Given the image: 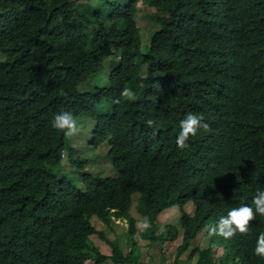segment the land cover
<instances>
[{
    "label": "trees",
    "instance_id": "1",
    "mask_svg": "<svg viewBox=\"0 0 264 264\" xmlns=\"http://www.w3.org/2000/svg\"><path fill=\"white\" fill-rule=\"evenodd\" d=\"M98 1L0 0V264H143L136 235L151 244L182 237L173 261L161 246L156 264H264L259 215L248 235L192 248L201 230L264 190V0H146L161 27L146 50L141 0ZM126 86L136 101L122 100ZM61 110L80 127L93 121L88 143L107 145L116 177L68 174L64 155L78 171L91 157L52 128ZM188 113L211 131L180 150ZM149 118L160 127L148 128ZM132 208L150 229H138ZM174 208L179 223L159 232V216ZM94 219L108 228L126 220L129 251Z\"/></svg>",
    "mask_w": 264,
    "mask_h": 264
},
{
    "label": "rangeland",
    "instance_id": "2",
    "mask_svg": "<svg viewBox=\"0 0 264 264\" xmlns=\"http://www.w3.org/2000/svg\"><path fill=\"white\" fill-rule=\"evenodd\" d=\"M94 2L93 4L99 3L98 0H91ZM97 1V2H96ZM138 13L136 15V20L138 23V26L141 28V35H142V46L143 49L146 50L148 49L149 43H150V37L153 33L157 32L160 30V26L156 24L153 21L152 15L156 13V10L148 5L146 3V0H141L138 3ZM3 59L2 55L0 54V60ZM104 64L107 66L106 69L111 70L115 66H118V62L109 64L108 62H104ZM92 82L93 80H88L80 85V90L82 92L84 91H89L92 89ZM93 122V121H92ZM91 120H79V123L82 124L80 127L83 129L86 127L87 133L85 134H79L76 136H73L72 138V144L77 149V152L85 157H91V159L88 162H84L83 164V169L81 171H78L76 169V165L74 162L68 161L67 157L64 155L63 157V162L66 167L68 174H70L72 177L78 179L79 178V172L81 173H90L96 176L108 178V177H116L117 172L113 168L110 160L107 158V145H103L97 149H93L89 143L88 139L92 131L93 123ZM85 123V124H83ZM85 130V129H84ZM83 130V133H84ZM88 136V138H87ZM68 159H71L70 157ZM138 198V196H137ZM137 198L133 199V205L134 207L137 205ZM188 212L193 211V206L190 205L187 207ZM132 215L137 218V226L140 231L141 228L139 227V224L142 220L147 219L143 218L142 215H138L136 212L135 208H132ZM143 219H142V218ZM180 220V214L178 209L174 208L171 211L166 210L164 211L160 216H159V229L158 231L161 232L164 230V227L168 223H179ZM94 224L97 227L98 230L104 231L106 236H108L110 239H114L116 233H119V235H122V242H121V248L124 250V252L129 251V245L127 243V228H128V223L126 220L121 221L119 219H115L113 222L112 228L106 227L107 225L100 219H94ZM136 239L139 242V252H140V261L143 264H156V262H160V247L164 249L165 253L169 256L168 262L175 258L176 255V250L177 247L181 244L182 242V237L179 238L178 240L174 242H167V243H154L151 244L150 239H141L140 236L136 235ZM92 242L99 246L100 249L103 251L105 254H111V249L109 247V244L106 243L104 240H101L98 235H94L92 237ZM209 246V237L205 231V228L199 232V235L192 241V248L194 247H200L202 249H205ZM188 253V252H187ZM104 264H113L111 261H108Z\"/></svg>",
    "mask_w": 264,
    "mask_h": 264
},
{
    "label": "clouds",
    "instance_id": "3",
    "mask_svg": "<svg viewBox=\"0 0 264 264\" xmlns=\"http://www.w3.org/2000/svg\"><path fill=\"white\" fill-rule=\"evenodd\" d=\"M114 23V19L105 21V29H110ZM59 94L65 98L69 97V93L63 89L60 90ZM120 96L125 102H134L138 98L136 91L127 86L122 89ZM120 102L119 100L114 101V103ZM51 126L53 129L63 132L66 137H73L81 131L77 118L68 110H61L54 114ZM146 126L156 129L160 127V122L154 118H149L146 120ZM179 129L176 145L180 150L190 147L188 143L190 138L197 136L201 130L204 132L211 131L210 125L204 122L202 115L194 113H188L179 122ZM153 135L155 136V131ZM258 215L264 217V190L256 192L251 204L242 203L238 207L231 208L216 223L208 225L205 231L209 238L219 236L224 240H231L237 234L245 236L249 234L250 226ZM139 227L141 230H148L152 225L147 219H144L140 222ZM255 255L264 259V232L260 233L256 239Z\"/></svg>",
    "mask_w": 264,
    "mask_h": 264
}]
</instances>
